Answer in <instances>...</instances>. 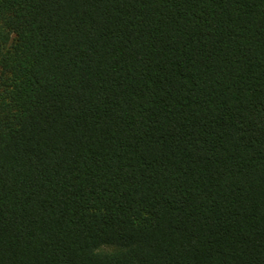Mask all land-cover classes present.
I'll list each match as a JSON object with an SVG mask.
<instances>
[{
    "label": "trees",
    "instance_id": "1",
    "mask_svg": "<svg viewBox=\"0 0 264 264\" xmlns=\"http://www.w3.org/2000/svg\"><path fill=\"white\" fill-rule=\"evenodd\" d=\"M0 264H264V0H0Z\"/></svg>",
    "mask_w": 264,
    "mask_h": 264
}]
</instances>
